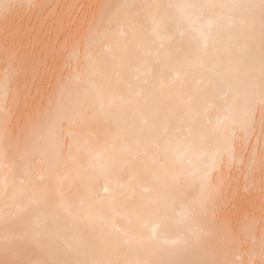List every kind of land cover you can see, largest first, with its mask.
<instances>
[{"label":"bare ground","instance_id":"bare-ground-1","mask_svg":"<svg viewBox=\"0 0 264 264\" xmlns=\"http://www.w3.org/2000/svg\"><path fill=\"white\" fill-rule=\"evenodd\" d=\"M26 2L50 7L42 16L39 8L23 9L7 22L9 27H43L42 42L20 53L29 60L27 77L14 69L9 72L13 66L4 54L0 35V85L6 75L11 79L7 95L0 92V135L6 125L15 142L7 159H0V264H74L106 259L103 221L117 227L132 221L145 235L155 228L161 239L190 235L178 222L189 209H195L202 193L189 172L211 166L217 153L225 159L229 152L235 154L231 207L240 215L254 209L259 216L258 187L253 191L246 181L262 111L258 19L253 35L237 29L232 40L222 38L209 50L203 70L189 72L182 64L190 55L189 38H182L175 29L155 31L156 10L143 6L193 0ZM80 5H111L113 16L123 20L125 35L121 36L120 26L115 25L109 37L88 45L96 58L92 66L84 59V18L91 21L100 9H81ZM132 20L134 25L129 23ZM3 27L0 21V34ZM77 42L79 81L64 72L65 86L57 88L52 70L59 75ZM210 77L222 82L220 90L212 93V120L223 121L219 124L222 130L234 127L235 135L208 131L203 110ZM85 79L90 81L92 96L99 92L107 99L103 107L86 102ZM251 108H255L257 126L249 141L241 124ZM189 143L197 149L191 153L192 162H177V147L189 151L183 147ZM256 168L258 180V149ZM22 180L29 193L23 212L18 204ZM148 206L152 211H145ZM191 228L208 229L209 225L197 217ZM5 236L10 238L7 242ZM162 247L152 256L130 251L123 258L170 264H238L239 259H249L248 249H238L224 235L209 236L198 245ZM253 254L258 259V248Z\"/></svg>","mask_w":264,"mask_h":264},{"label":"snow or ice","instance_id":"snow-or-ice-1","mask_svg":"<svg viewBox=\"0 0 264 264\" xmlns=\"http://www.w3.org/2000/svg\"><path fill=\"white\" fill-rule=\"evenodd\" d=\"M50 6L37 5L26 0H0V21L4 22L2 39L4 43V54L8 57L13 68L9 69L11 73L27 77L29 71V60L21 58L20 53L27 50L33 44L41 43V33L43 27L39 30L35 27L26 29L23 26L9 27L7 22L9 19L17 15L23 9H37L41 11L40 16ZM81 9L87 7L89 9L99 8L98 14L92 16L91 21L87 16L84 23L87 25V37L84 41L85 52L84 59L89 62V66L96 63V58L89 52L88 45L95 44L112 34L113 26L119 25L120 35H125L123 20L119 15L113 16L111 5H80ZM143 7L156 10V17L153 24L155 31H171L175 29L180 33L182 38H189L190 55L186 56L182 61L183 66L189 72L203 70L208 62L209 50L221 43L222 38L232 40L233 34L237 29L243 30L248 36L253 35L257 29V19L259 22V31L261 35V61H260V77H261V93L260 102L262 111L259 117V132L256 145L253 147L249 160L246 181L250 188L255 191L259 190L260 195V211L259 216L255 210L239 214L238 210L231 207L229 192L231 191V168L236 162L235 154L229 152L227 158L217 153L212 161L211 166L202 168H194L189 172L198 184L201 190V197L196 203L195 209H189L179 220L178 225L181 230H186L190 235H181L177 239L168 240L161 239L156 229H152L151 235H145L137 230L136 224L129 221L127 226L117 227L114 222L103 221L101 228L104 237V255L106 259L91 261H76L74 264H170V262L157 261L152 259H143L129 261L123 257L130 251L142 252L147 256H152L163 250L164 245H191L200 244L207 237L212 235H224L238 249L249 250V259H239L238 264H264V0H250L247 3H241L239 0H193L177 5L169 4H149ZM175 9L176 11H172ZM161 10L163 14L161 15ZM129 23L135 24V20ZM79 59L80 44L75 43L71 52L68 54L65 63L57 70L53 69V78L56 81L57 88L64 87L63 73L72 74L71 79L79 81ZM75 64V66H74ZM11 79L8 75L2 85L0 92L5 96L8 93ZM83 87L86 96V102L99 103L103 107L108 101L102 93L92 96L89 90L90 81L85 79ZM222 82L216 78L210 77L206 84V92L208 98L206 107L203 110V117L207 121L208 131L211 134H229L235 135L234 127H225L223 130L219 123L212 120V109L215 101L212 97L213 91H219ZM257 126L255 108H251L242 121L241 127L246 132V139L250 141L251 135ZM87 138V133L84 134ZM15 147L12 134L8 132L5 125L2 135H0V159L6 160L9 152ZM183 147L189 151L182 150L177 147L176 160L182 163L188 160L191 163V153L197 151L195 144H186ZM257 149L259 150V179L257 180ZM100 159L99 154L96 157ZM152 163L155 165L156 160ZM7 167V165H5ZM227 169V172L225 171ZM18 192V204L21 212L26 210L25 199L29 197V193L25 189V181L20 182ZM108 189L105 188V192ZM5 195H7V182L5 181ZM145 211H152L150 206ZM237 219H233V217ZM199 217L208 225V229H192L191 224ZM139 219V218H138ZM5 242L10 238L5 236ZM258 248L259 256L253 254ZM220 264H232L230 261H222Z\"/></svg>","mask_w":264,"mask_h":264}]
</instances>
